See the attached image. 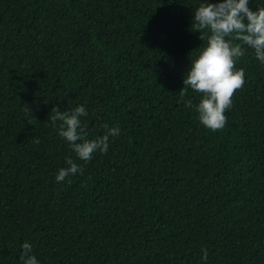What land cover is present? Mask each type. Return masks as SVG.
<instances>
[{
    "label": "trees",
    "instance_id": "1",
    "mask_svg": "<svg viewBox=\"0 0 264 264\" xmlns=\"http://www.w3.org/2000/svg\"><path fill=\"white\" fill-rule=\"evenodd\" d=\"M203 2L0 0V264L26 241L40 264H264V64L247 48L226 126L205 128L185 106L203 94H179ZM56 105L120 135L85 162ZM66 157L83 173L57 182Z\"/></svg>",
    "mask_w": 264,
    "mask_h": 264
},
{
    "label": "clouds",
    "instance_id": "2",
    "mask_svg": "<svg viewBox=\"0 0 264 264\" xmlns=\"http://www.w3.org/2000/svg\"><path fill=\"white\" fill-rule=\"evenodd\" d=\"M191 29L200 32L202 40L208 34V41L198 58L192 61L184 79L185 87L179 94L182 99L189 89L203 94L198 105L194 106L189 99L185 106L195 107L205 128L218 131L226 126L225 112L231 108L236 91L245 84V71L242 68L237 70V62L245 56L247 48H251L256 59L264 64V8L253 11L249 7V0H222L219 3L205 0L194 13ZM88 114L83 105L70 111H61L56 105L49 116L54 126L57 121L60 122L59 136L85 162L91 161L98 151L106 154L110 137H118L121 132L118 126L109 128L108 124H103L105 134L88 139V132L81 119ZM65 160L68 167L58 171L57 182L83 173L84 169L71 157ZM68 182L71 183V180ZM22 250L19 257L21 264H40L33 254V245L26 241ZM202 258L207 261V248L203 249Z\"/></svg>",
    "mask_w": 264,
    "mask_h": 264
}]
</instances>
